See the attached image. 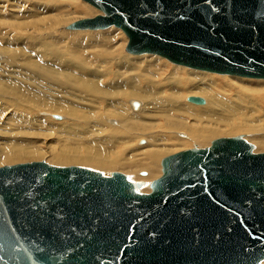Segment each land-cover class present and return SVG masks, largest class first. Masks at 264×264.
<instances>
[{
    "label": "water",
    "instance_id": "obj_1",
    "mask_svg": "<svg viewBox=\"0 0 264 264\" xmlns=\"http://www.w3.org/2000/svg\"><path fill=\"white\" fill-rule=\"evenodd\" d=\"M121 29L126 52L264 80V0H82ZM187 102L203 105L197 96ZM222 137L162 159L149 194L125 175L44 161L0 167V264H259L264 153Z\"/></svg>",
    "mask_w": 264,
    "mask_h": 264
},
{
    "label": "bare ground",
    "instance_id": "obj_2",
    "mask_svg": "<svg viewBox=\"0 0 264 264\" xmlns=\"http://www.w3.org/2000/svg\"><path fill=\"white\" fill-rule=\"evenodd\" d=\"M15 1L16 3L26 2V5L29 6L30 4L29 7L33 9H41L43 6L44 7L50 6L51 8V6H53L56 2H58V0H15ZM2 2H7V0H2ZM50 8H48L45 11H41V12H49ZM80 8L82 9L81 12L83 15H85V18H93L95 17V15L98 16V15L103 14L101 11L100 12L93 11V9H91V7H89L87 4L82 5ZM8 10L10 9L8 8ZM26 10L29 12L31 11L28 8H26ZM2 12L6 13L8 16H16V17L18 16L13 13L9 14L10 13L9 11H0V13ZM24 13L25 15H27L26 17L28 18H36V15L34 14L27 13V12H24ZM110 27H111L110 28L111 38L114 39L113 44L118 42L119 40L118 38L120 37V35H121L120 38L125 37L120 32V30L112 31V29H114L112 27H115V26H110ZM99 30H103V29H99ZM91 31H88L85 29L81 31L68 29V31L66 32L59 33V36H61L62 38H69L70 36L74 40L73 41L71 39L73 44L71 43V40H70V43L74 46V48H78L79 44L85 43L83 41L84 37L91 38V35H90ZM95 42L99 43V38L95 39ZM41 44L42 46L40 47L42 48L43 43ZM46 44H48V42H46ZM89 45L91 46V44ZM95 46H97V44L91 47L94 48ZM106 47L108 48V46ZM43 51L44 50L42 51L38 50L36 52L35 57L38 58V62L36 64L29 66V62L25 61V64L27 66L26 70L29 71L31 75L37 77L38 79H40L47 85L55 86V89L58 90V93L57 95H54L53 93H51L49 88H53V87H36L35 95L28 97L29 101H31L30 103L36 105V107L42 106L41 108L50 112L49 113L50 115H47V117L49 116V118L51 117L54 120L59 121L61 120V117H58L52 113H60V114L65 115L66 118L68 119H72L77 122H82L84 124L83 127H80V126L70 127L69 126L67 128L64 127V129H62L61 126H58L59 129L61 128L60 130H58L59 134L61 132V134H63L65 137L64 143L70 142L69 144H67L69 145L67 147H68V151H71V152L58 155L57 161L54 164L57 166L58 165L60 166L74 165V166L87 167L89 169L91 168V169L97 170L99 171V173L102 172L104 175H107L111 171L112 172L115 170L123 171L125 169V173L127 176L126 179L134 184V189H132V191L136 193H140V194H146L149 192L151 193L152 183L156 180L155 177L159 176V172H161L160 169L162 168V165H161L162 159H164L163 157L169 151L172 150L169 148L171 145H175L174 147L171 146L173 149L177 147L178 149L184 147L183 140H179L178 138L179 131L187 130L190 135L188 136V139L192 141L193 143H196L198 148H201V147L203 148L205 146H208L210 140L213 137L219 135V133L226 132L229 135L232 133H236L240 131V129H243V128L253 129L254 127H257L256 125L258 121L260 120V118L264 119V108L261 107L262 106L261 104H264V98H263L264 87H247L249 91L245 90L242 84H238V83H242L239 81L241 77H234V76L232 77V76L221 75V74L217 75L215 73H207L204 71L203 73H199L194 70H186L187 68L176 66L177 68L169 71L168 75L170 78L175 79L176 77H180V76L196 75V76L206 79L209 85L206 87H194V90L190 91L189 94H192L191 96H197L195 94L204 95V96H207L210 101L208 103L205 102L203 105H195V104L191 105L190 104L189 105L190 108H186L182 105V100L180 96L186 87H174L177 85L176 83H172L169 87H165L164 89L160 90V93H163L164 90H166L169 93L167 95V98L165 99L157 98L152 94H145L141 96L140 93L137 92L138 90L131 89L130 87H127V88L115 87L116 84L113 85L112 87H109L108 90H101L98 87H73L68 82L75 78V74L77 72L79 71L82 72L81 70L82 68L84 70V68L87 67L84 59L83 60L74 59L75 60L74 61V60H71L73 57L71 58V55H70V59L62 60V58H58L59 56L57 54H50L49 56V54H47L48 51L45 52V54ZM132 55L134 56V59L135 58L138 59V58L144 57L145 54L134 55V54L129 53V55L127 57L125 56L123 60H119L118 61L119 65L123 64V67L121 69H124L123 71H126V73L133 71L135 65L138 63L136 59L130 60L131 57L133 59ZM75 56L77 55L75 54ZM159 58L161 59V57ZM2 59L3 57H1V60ZM85 59H87V57ZM9 60L10 62L8 63V68H13L14 61H13V57L11 54H10ZM154 61L155 60H153L152 58H149V59L147 58L145 60V63L149 67L151 64L157 67L164 66L165 64L164 62H163L164 64L162 63L155 64ZM160 62L162 61L160 60ZM78 64L81 66H79ZM91 67L92 66H90V68ZM157 67H155L154 70L156 72L163 73L161 72V70H158ZM56 69L58 70V72L55 71ZM87 70H89V68ZM35 71L38 73H34ZM53 73H64L66 75L67 82H62V81L56 82L54 79L55 76L52 75ZM85 73H86V77L93 78L97 76V74L94 72H85ZM231 79H234L239 82H233L231 81ZM0 80H2V82L0 81V105L3 104L2 100H7L6 102L12 104V110H15V112L12 114V117L8 119L9 125L13 130L11 131V133H9L7 130H4L2 133H0V137H3L5 134H7L8 136H12L10 137L8 144H4L2 147H0V164L1 162L2 163H12V162L19 163V161L26 162L29 160L38 159L40 156L39 153L34 150L32 151L31 150L32 146L29 147L26 145V142L24 143V141H22L23 140L22 138L24 136L21 137L22 140L19 138L20 141L14 139L15 133L17 132L21 133V129H22L21 125L23 124V123L21 124L22 120L19 119L20 117L18 116V112L20 111L19 109L22 110V108H20L21 105H18V104H21V98L24 99V96H25L21 92V83L18 82L16 84H12L11 87H7L5 82L3 81L4 79L2 78ZM88 92H94V93H98V94H102L106 96V98L102 100V104L100 105L99 110H100L101 115L99 114L98 117H96L93 114V113H96V110H97L95 106V101H85L86 93ZM250 92H258V94L261 96V99H257V97L253 93H250ZM5 94L11 95V96H6ZM121 96H124V97H121ZM141 97L145 99L146 104L142 105L141 102L139 103L135 100L129 99V98H141ZM122 98H123V101L127 99L129 101L131 100L129 104H130V107L132 108V111H133L132 113L134 114H131L128 111V108L125 104L120 103ZM186 98H185V101L186 103H188ZM89 102L92 105L91 104L89 105L88 104ZM64 103H66L67 105H64ZM86 103L87 105H84ZM103 103L105 104L103 105ZM25 104L27 105V103ZM75 104L79 105L80 107L76 106ZM197 106H203V107H197ZM88 108H89V112L87 111ZM32 110L34 111V109ZM173 113H176L177 116H173ZM181 115H185L184 117H192L193 120L196 122V124H194L196 125V127L193 128L192 126L191 127L189 126L186 129L185 128L186 124L181 123L182 122L181 119L183 117ZM138 118H142L144 122L157 123L160 125L156 126L157 124L156 125L140 124ZM72 120H70V122H72ZM32 122L37 123V120L34 119ZM54 122H56V125H63V124H60V122H57V121H54ZM260 122L259 124H261ZM263 122L264 120L262 121V123ZM29 124L31 125L30 122L28 123V125ZM199 124L202 126V128L200 127ZM253 124H256V125H253ZM26 125L24 129H26ZM32 126L33 125H31V127ZM34 126L39 127V125L38 126L34 125ZM34 126L32 128H35ZM163 126L166 127L165 130L167 131L172 130V132L170 133L163 132L161 134L166 133L163 136L177 135V138L175 137L176 140H172L171 142H164V140L156 133L157 131L152 132L153 130H155L154 129L155 127L163 128ZM32 128L27 130V132L31 131ZM41 129L43 128L41 127ZM37 131L39 130L37 129ZM43 132L46 134L45 131ZM137 132H144V133L154 135V137H152L151 140H148V141L145 140L146 143L144 145L147 144L146 146L141 147V149H143L149 145L150 150L146 154L138 155V158L140 159V161L134 158L130 162L122 164L120 167H114L111 161L112 156L123 160L126 156V155L122 156V154L120 153L123 149L125 150L124 151L125 153L133 152V150L129 146L126 145L124 140L127 139L129 136L134 135ZM44 133H43V136H44ZM141 141L142 140H139L138 142L139 145H141L140 144ZM252 141L255 142L254 139ZM70 145H74V147L73 146L70 147ZM262 147H264V145ZM256 148H259V146L257 145ZM256 151L258 152V149H256ZM259 152H262V151H259ZM29 162H32V161H29ZM49 162H54V160L52 161L50 160ZM142 169L148 170V177L144 179H139L138 174H136L135 171L142 170ZM259 264H264V261L260 262Z\"/></svg>",
    "mask_w": 264,
    "mask_h": 264
},
{
    "label": "rangeland",
    "instance_id": "obj_3",
    "mask_svg": "<svg viewBox=\"0 0 264 264\" xmlns=\"http://www.w3.org/2000/svg\"><path fill=\"white\" fill-rule=\"evenodd\" d=\"M84 4H87V3L82 1V0H58V2H56L53 6H51V8H50V6L49 7L43 6L41 9H33V8L29 7L30 4H29V6H27L26 2L16 3L15 0H7V2H2V0H0V11H9L10 12V13L8 12L9 14L13 13V14L18 15L16 17V16H8L4 12L0 13V56L3 57L2 60L0 57V60H1L0 61V79H2V78L4 79L3 81L5 82L7 87H11L12 84H16V83L20 82L21 83V92L26 96V97L24 96V99L21 98V104H18V105H21L20 108H22V110L19 109L20 111L18 112V116L20 117L19 119L22 120L21 124L23 123L22 124L23 127L21 125V128H22L21 133L17 132L14 134V139L20 141L21 137L24 136L22 138L23 140L22 139L21 140L24 141V143L26 142L27 146H29V147L32 146L31 147L32 151L34 150V151H37L39 153V155H40L38 158L39 160L35 159L37 161H35V160H29V161H32V162L44 161L48 165H52V166H56V167H68V166H60V165L57 166L54 164L57 161L58 155H62L64 153H67V152L70 153L71 152V151H68V147H67V146H69L67 144H69L70 142L64 143L65 137L63 134H61V132L59 134L58 130H60L61 128L64 129V127L67 128L69 126L70 127H77V126L83 127L84 126V124L82 122H77L75 120L68 119V118H66L65 115L60 114V113H52L58 117H61V120H59V121L54 120L51 117L49 118V116L47 117V115H50L49 111L41 108L42 106L36 107V105L30 103L31 101H29L28 97L35 95L36 87H53V88H49L51 93H53L54 95H57V93H58V90L55 89V86L47 85L46 83H44L43 81H41L37 77L31 75L30 72L26 70L27 66L25 64V61L29 62V66L34 65L38 62V58L35 57L36 52L38 50L39 51L44 50L43 51L44 54H45V52L48 51L47 54H49V56H50V54H57L59 56L58 58H62V60L70 59V55H71V58L73 57L71 60H74V59L75 60H83L84 59L87 67L84 68V70L82 68L81 69L82 72L81 71H79L81 73L77 72L75 74V78L68 82L73 87H98L101 90H108L109 87H112L113 85L116 84L115 87H125V88L130 87L131 89L138 90L137 92L140 93L141 96H143L145 94H152L157 98L165 99V98H167V95L169 93L166 90H164L163 93H160V90L164 89L165 87H169L172 83H176L177 85L174 87H186L180 96H181V100H182V105L186 108H190L189 105L191 103L188 104L185 101L186 97L192 95V94H189V92L194 90V87L209 86L206 79L199 77V76H196V75L180 76V77H176L175 79L170 78L168 75L169 71L174 70L178 66L171 64L170 62H168L167 60H165L163 58L160 59L159 56L149 55V54H145L146 56L144 55V57H141L138 59L135 58L138 63L135 65V67L133 69L134 73H133V71L126 73V71H123L124 69H121L123 67V64L119 65L118 61L123 60V58L125 56L127 57L129 55V53L126 52V45L128 42V38L126 37L124 32L121 31V29L116 28V27H112V28H114V29H112V31L120 30V32L125 37L120 38L121 37V35H120V37L118 38L119 39L118 42H116L115 44H113L114 39L111 38V29H110L111 27H109V28L103 29V30H93V31L88 30V31H91V33H90L91 38L90 37H88V38L84 37L83 41L85 43L79 44L78 48H74V46L72 45L73 39L70 36H69L70 39L69 38H62L61 36H59V33L68 31L67 27L70 24H72L78 20H81V19H86L85 15H83L81 12L82 9L80 8ZM87 5L89 7H91V9H93V11H99V10L95 9L94 7H92L91 5H89V4H87ZM9 6H11V7H9ZM8 8L10 10H8ZM26 8L30 9L31 11L30 12L27 11ZM48 8H50L49 12H41V11L47 10ZM15 10H16V12H15ZM24 12L34 14V15H36V18H28V17H26L27 15H25ZM21 14H22V16H21ZM101 15H103V14H101ZM79 31H81V30H79ZM105 36H106V38H105ZM98 38H99V43H96L95 39H98ZM70 40H71L72 44L70 43ZM46 42H48V44H46ZM56 42H57V44H56ZM41 43H43L42 48L40 47V46H42ZM89 44H91V46L97 44V46H95L93 48ZM52 46H54V47H52ZM106 46H108V48ZM64 47L66 50L64 49ZM47 48H48V50H47ZM6 52H8V53H6ZM10 54L12 55L13 61H14V63H13L14 67L13 68H8V63L10 62V60H9ZM75 54L77 56H75ZM141 55H143V54H141ZM153 56H155V57H153ZM86 57H87V59H85ZM147 58L148 59L152 58L153 60H155L154 61L155 64H161V63L162 64L165 63V64H164V66H159V67L151 64L149 67L145 63V60ZM135 59H134V56H133V59H132V57L130 58V60H135ZM160 60L162 62H160ZM63 62H65V61H63ZM166 62H168V63H166ZM79 66H81V65H79ZM90 66H92V67L90 68ZM155 67H157V69L161 70V72H163V73L156 72L154 70ZM179 67H182V66H179ZM88 68H89V70H87ZM161 68H163V69H161ZM184 68H186V67H184ZM186 70H193V69L187 68ZM55 71L58 72L57 69ZM150 71H152V72H150ZM194 71H197L199 73H203V71H199V70H194ZM85 72H94L97 74V76L93 77V78L92 77H86ZM34 73H38V72L35 71ZM207 73H209V72H207ZM52 75L55 76L54 79L56 82H58V81L59 82L60 81L67 82L66 75L64 73H53ZM217 75H219V74H217ZM82 76H84V77H82ZM92 76H94V75H92ZM234 77H236V76H234ZM81 78H83V79H81ZM0 81L2 82V80H0ZM231 81L242 82V83H238V84H242L244 86L243 88L245 90H248L247 87H264V80H259V79H248V78H242L241 77L239 79V81H236L234 79H231ZM56 87H58V86H56ZM250 93H253L257 97V99H261V96L258 94V92H250ZM5 95L11 96L8 94H5ZM195 95H197V97H202L203 99H205L206 103H208L210 101L207 96L199 95V94H195ZM121 97H124V96H121ZM104 98H106V96H104L102 94H98V93H94V92L86 93V99L87 100L84 98L85 101H95V106H96L97 110H96V113H93V114L96 117H98V115L100 114L99 108H100V105L102 104V100H104ZM263 98H264V95H263ZM129 99L135 100L139 103L141 102L142 105L146 104V101L143 97H141V98H129ZM127 100L123 101V98H122L120 103L125 104L128 108V111L131 114H134V113H132L133 111H132V108L130 107V104H129V102L131 100L130 101L128 100V102H127ZM2 101H3V104L0 105V111H1V113H0V133H2L4 130H7L9 133H11V131L13 129L10 127L8 119L10 117H12V114L15 112V110H12V104L6 102L7 100H2ZM25 103H27V105ZM88 104L90 105L91 103L89 102ZM104 104L105 103H103V105ZM16 105H17V103H16ZM64 105H67V104L64 103ZM75 105L80 107L77 104H75ZM84 105H87V103ZM261 105H262L261 107L264 108V104H261ZM197 107H203V106H197ZM32 109H34V111ZM87 111L89 112V108L87 109ZM173 116H177V114L173 113ZM181 116H183L181 119V121H182L181 123L186 124V126H185L186 129L189 126L190 127L192 126L193 128L196 127V125H194V124H196V122L193 120L192 117H184L185 115H181ZM34 119L37 120V123L32 122ZM48 119H50V120H48ZM70 120H72V122H70ZM138 120H139L140 124H146V125H156L157 124V123L144 122L142 120V118H138ZM261 120L263 121L264 119L260 118L257 125L253 124V125L257 126V127H254L253 129L252 128H248V129L243 128V129H240L241 132L238 131L236 133H232L229 135L226 132H225L226 135L224 132L219 133V135L213 137L210 140L208 146H205L203 148L210 147V144L212 143V141L217 139V138H222V137L229 138V137H232L233 135H235L233 137L239 136L242 139H244L245 141H247V142L249 141L248 143H250L253 146V149H252L253 154L264 153V151H263L264 147H262L264 145L263 144V142H264V139H263L264 138V122L262 123ZM54 121L60 122V124H63V125H56V122H54ZM29 122L31 123V125H33V126L39 125V127L34 126L35 128H32L33 126L31 127L30 124L28 125ZM259 122L261 124H259ZM24 124L25 125L27 124L26 129H24V127H25ZM159 125L160 124H157L156 126H159ZM54 126H55V128H54ZM58 126H61V128L59 129ZM41 127L43 129H41ZM200 127L202 128L201 125H200ZM200 127H199V129H200ZM30 128H32L31 131L27 132V130H29ZM36 128L39 131H37ZM163 128L155 127L154 128L155 130H153L152 132L157 131L156 133L164 140V142H171L172 140H176L175 137L177 138V135H175V136H163L167 132L168 133L172 132V130L171 131L165 130L166 127H164V126H163ZM43 131H45L46 134ZM163 132H166V133L161 134ZM38 133H40V134H38ZM43 133H44V136H43ZM19 135H20V137H19ZM188 136H190V135H189V132L187 130L179 131L178 138H179V140H183L184 147L180 148V149H178V147L173 149L172 147H174L175 145H171L172 147L168 146L172 150L169 151L163 158H165L169 155H172L174 153H178L180 151L192 149L194 147L198 148L196 143H193L192 141H190L188 139ZM10 137H12V136H8L7 134H5L3 137H0V147H2L4 144H8ZM152 137H154V135L144 133V132H137L134 135L129 136L127 139L124 140V142L126 143L127 146H129L133 150V152L125 153L124 152L125 150L123 149L120 152L122 154V156L126 155L123 160L112 156L111 161L113 163V166L114 167H120L122 164L130 162L134 158H136L138 161H140V159L138 158V155L146 154L150 150L149 145L143 149H141V147L146 146L147 144L144 145L146 143L145 140L146 141L151 140ZM251 139L252 140L254 139L255 142H253ZM139 140H142L140 142L141 145H139V143H138ZM65 142H66V140H65ZM261 142H262V144H261ZM137 143H138V145H137ZM65 144H66V146H65ZM257 145L259 146V148H256ZM72 146L74 147V145H70V147H72ZM256 149H258V152L256 151ZM259 151H262V152H259ZM50 160L51 161L54 160V162H49ZM29 161H26V162L25 161H23V162L19 161V163H17V162L16 163H14V162L2 163L1 162L0 167L11 166V164L16 165V164H22V163H31ZM70 166H74V165H70ZM76 167H82V166H76ZM82 168L89 169L87 167H82ZM89 170L99 173V171L91 169V168ZM162 170H163V168L160 169L161 172H159V176L162 175ZM114 172L122 173L123 175H125V177H127L126 173H125V169L123 171H121V170H115L113 172L111 171L107 175H104L102 172H100V174L105 176V177H110L112 175V173H114ZM135 172H136V174H138L139 179H144V178L148 177V170L142 169V170H136ZM159 176L155 177V179L159 178ZM127 181H129V180H127ZM151 191H152V188H151ZM131 192L134 194H140V193H136L132 190H131ZM149 193H146V194H149Z\"/></svg>",
    "mask_w": 264,
    "mask_h": 264
}]
</instances>
